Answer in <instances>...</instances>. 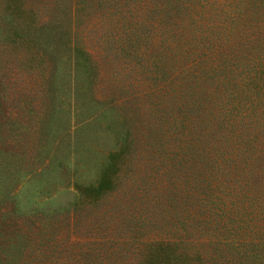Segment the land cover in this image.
<instances>
[{
  "label": "trees",
  "instance_id": "obj_1",
  "mask_svg": "<svg viewBox=\"0 0 264 264\" xmlns=\"http://www.w3.org/2000/svg\"><path fill=\"white\" fill-rule=\"evenodd\" d=\"M24 65H43L51 98L63 74L67 118L113 142L86 182L95 150L72 149L74 199L20 212L0 264H264V0H0V98H18ZM116 75L130 117L95 93ZM130 118L168 122L186 148H127Z\"/></svg>",
  "mask_w": 264,
  "mask_h": 264
},
{
  "label": "rangeland",
  "instance_id": "obj_2",
  "mask_svg": "<svg viewBox=\"0 0 264 264\" xmlns=\"http://www.w3.org/2000/svg\"><path fill=\"white\" fill-rule=\"evenodd\" d=\"M44 12H46L43 13L44 17L47 16L48 18L49 12L46 10ZM98 13V11L91 9L89 13L82 14L81 18L84 22L88 19L92 23L95 22L89 27L98 30L99 26L96 25L102 24V18L94 16ZM157 23L159 30L162 29V21ZM118 28L121 27L119 26ZM91 34H93V31L87 33L89 36ZM150 36L147 35L145 37L147 39L146 46H148L149 38L158 36L161 39H159V42L155 41V48L165 52L169 57H171V54H174L173 57H175L177 49L174 50L175 42L173 38L166 34H161L160 36L157 33H153V36ZM167 44L170 46L169 49ZM42 68L43 65L33 71H29V73H27L26 66L23 71L19 70L22 73L19 75H23V72H25V81H18L17 84L13 85L12 91L18 93V98L10 99L11 86L9 85L3 87V95L0 98L1 255L5 252L3 248L6 244V239L12 236L9 233L12 227L9 228L7 224L12 223L11 226L15 227L13 222L16 218L18 219L20 212L36 207L42 209L62 207L68 205L74 199L75 194L70 185L73 178L71 176L72 161H74V158H71L72 149L75 150L78 158L83 156L84 152H88L86 151L88 148L95 150L94 153L90 154L86 167L78 177L79 180L86 182L94 177L101 150L110 148L113 142V137L110 133L98 135L99 137L97 138L96 132L99 122L97 119H91L90 124L83 128H76L78 123L84 121L87 115L83 113L77 118L70 120L67 118L63 111L65 107L63 108L61 102L65 96V77L63 74L57 79L61 82V84L59 83L61 85L59 90L60 99L51 98L50 95L43 94L41 90L45 89V84L38 83L41 82L40 73L44 71ZM125 78L128 77L123 75L112 77L114 87L119 88L115 89L114 95L113 93H105L104 89H100V85L96 88L95 93L99 98L115 103L121 112L127 111L129 115L131 106L124 102L123 99L126 95L123 94L124 90L129 91L132 88L127 85L130 78L122 80ZM132 81L135 82L134 80ZM23 93L28 94V96L25 97ZM33 96H37V98L33 99ZM87 101L88 99L85 96L82 99V103L87 107L86 110L93 111L97 108V105L94 108L95 104L92 106L91 101ZM52 107H54V110L60 109V111H57L56 115L47 117L45 112ZM35 108L40 110V113L34 111ZM128 123L133 126V131L128 135L129 143L127 148H186V146H182V135L170 130L168 122L159 124L153 121L152 118L141 120L130 118ZM111 124L113 125L114 121Z\"/></svg>",
  "mask_w": 264,
  "mask_h": 264
}]
</instances>
